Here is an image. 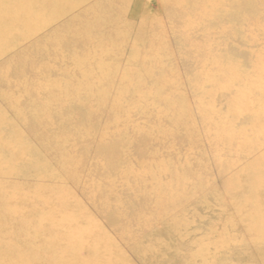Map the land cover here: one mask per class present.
I'll return each instance as SVG.
<instances>
[{"label":"rangeland","instance_id":"rangeland-1","mask_svg":"<svg viewBox=\"0 0 264 264\" xmlns=\"http://www.w3.org/2000/svg\"><path fill=\"white\" fill-rule=\"evenodd\" d=\"M144 261L264 264V0H0V264Z\"/></svg>","mask_w":264,"mask_h":264},{"label":"bare ground","instance_id":"bare-ground-1","mask_svg":"<svg viewBox=\"0 0 264 264\" xmlns=\"http://www.w3.org/2000/svg\"><path fill=\"white\" fill-rule=\"evenodd\" d=\"M84 36H85V35H84ZM86 38H87V37H86ZM120 84H121V82H120ZM111 94H112V93H111ZM148 94H150V93H148ZM143 99H144V98H143ZM143 99H142V100H143ZM135 100H136V99H135ZM133 101H134V100H133ZM136 101H137V100H136ZM144 102H145V101H144ZM147 106H148V105H147ZM146 112H147V111H146ZM47 217H48V216H47ZM49 217H50V216H49ZM50 218H51V217H50ZM46 221H47V222H50L49 219H43V218H42V223H46ZM64 227H65V226H64ZM34 230H35L36 232H39V231L41 230L40 223H39V229H38V226H37V227L34 228ZM71 230H72V229H71ZM180 230H181V228H180ZM69 238H70V237H69ZM101 240H102V239H101ZM102 241H103V240H102ZM149 248H150V247H149ZM146 252H147V251H146ZM154 254H155V253H154ZM112 257H113V256H112ZM144 257H145V256H144ZM144 257H143V258H144ZM142 260H143V259H142ZM144 264H145V261H144Z\"/></svg>","mask_w":264,"mask_h":264}]
</instances>
